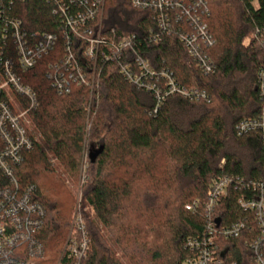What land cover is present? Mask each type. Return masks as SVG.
<instances>
[{
    "label": "trees",
    "instance_id": "1",
    "mask_svg": "<svg viewBox=\"0 0 264 264\" xmlns=\"http://www.w3.org/2000/svg\"><path fill=\"white\" fill-rule=\"evenodd\" d=\"M205 2L214 39L209 51L213 74L202 73L174 36L137 46L152 67L167 68L180 85L204 90L205 99L170 95L153 112V94L125 81L114 63L97 65L91 99L83 85L56 93L46 76L51 54L26 71L15 66L36 94L29 115L40 142L24 154L13 176L19 189L33 188L44 210L37 233L44 246L42 264L57 263L74 211L70 194L48 184L47 178L56 174L48 154L72 179L85 173L78 208L89 243L84 264H125L101 229L127 264H181L191 255L187 239H199L205 225L200 206L188 210L185 205L201 204L211 179L220 174L264 180L260 133L238 134L234 128L261 109L257 75L264 68V0ZM50 9L47 0H25L13 3L8 14L27 32L59 33ZM153 26L151 13L133 8L130 0H105L104 30L142 39ZM5 46L15 60L12 40ZM100 146L90 161L89 153ZM8 184L0 170V188ZM238 193L230 190L221 202L225 221L242 217ZM244 234L221 242L224 264H253Z\"/></svg>",
    "mask_w": 264,
    "mask_h": 264
},
{
    "label": "built area",
    "instance_id": "2",
    "mask_svg": "<svg viewBox=\"0 0 264 264\" xmlns=\"http://www.w3.org/2000/svg\"><path fill=\"white\" fill-rule=\"evenodd\" d=\"M23 1L0 0V170L9 181L0 188V264H36L44 257V246L37 238L44 210L34 200L33 188L19 189L13 176L24 154L34 147L28 123L30 111L37 105L35 92L22 82L16 69L26 71L51 54L53 60L48 62L46 76L56 93L68 94L81 85L92 93L99 74L97 65L114 63L125 81L153 94V112L170 95L198 100L207 94L180 85L167 68L152 67L137 50L142 41L157 42L164 36H174L202 73L215 72L209 54L214 39L206 23L205 0H130L133 8L151 13L154 26L142 39L133 33L103 29L105 0H47L59 33L27 32L18 18L8 14L13 3ZM7 39L13 42L15 60L6 54ZM257 76L260 112L240 120L234 128L238 134L259 132L264 146V68ZM230 190L239 192L236 203L243 214L240 219L225 221L219 209ZM196 205L205 217L204 230L199 239H187L191 255L181 264H224L221 242L242 232L246 234L253 264H264L263 179L220 174L211 179L201 204L196 200L185 208ZM79 206L75 204L56 264H84L86 259L89 243Z\"/></svg>",
    "mask_w": 264,
    "mask_h": 264
},
{
    "label": "rangeland",
    "instance_id": "3",
    "mask_svg": "<svg viewBox=\"0 0 264 264\" xmlns=\"http://www.w3.org/2000/svg\"><path fill=\"white\" fill-rule=\"evenodd\" d=\"M253 4H256L255 1L253 2ZM92 93L90 92L89 94V99H91ZM28 128L30 133L32 134V136L34 137L35 143H39L40 142V135L36 129V127L34 126V123L32 121V119L30 118V121L28 123ZM88 153H84L83 159H82V166L85 165L86 162V158H87ZM48 158L50 163L52 164L53 168H54V172L56 174H52L51 176H49V178H47L48 181H50V183H48L49 185L53 184L55 186V188H60L61 192L63 194H67L69 193L70 196L72 197V200L74 202V206L75 204L81 203V190H82V184L84 179V171L81 170V172L79 173L77 179H72L68 174H66L64 172V170L61 168V166L58 164V162L55 160V158H53L50 154H48ZM57 175V176H56ZM89 214L90 217L93 218V213L91 212V210L87 209L86 210ZM104 237L108 240V242L110 243V245L113 247L114 251H115V255L120 258V260L127 264V262L125 261V258L122 256V252L120 251V249L117 246H113V243L110 239V237L108 236V234L106 233L105 229H101ZM36 264H42V262L37 261Z\"/></svg>",
    "mask_w": 264,
    "mask_h": 264
},
{
    "label": "water",
    "instance_id": "4",
    "mask_svg": "<svg viewBox=\"0 0 264 264\" xmlns=\"http://www.w3.org/2000/svg\"><path fill=\"white\" fill-rule=\"evenodd\" d=\"M101 149H102V146H100L96 151L89 153V159H90V161H94L95 160V157L101 151Z\"/></svg>",
    "mask_w": 264,
    "mask_h": 264
}]
</instances>
